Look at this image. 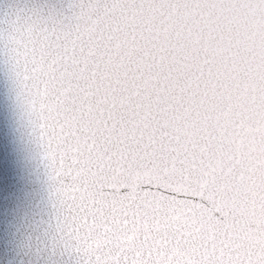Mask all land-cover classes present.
Returning <instances> with one entry per match:
<instances>
[{
  "label": "snow or ice",
  "instance_id": "snow-or-ice-1",
  "mask_svg": "<svg viewBox=\"0 0 264 264\" xmlns=\"http://www.w3.org/2000/svg\"><path fill=\"white\" fill-rule=\"evenodd\" d=\"M0 129L20 264H264V0H0Z\"/></svg>",
  "mask_w": 264,
  "mask_h": 264
},
{
  "label": "water",
  "instance_id": "water-1",
  "mask_svg": "<svg viewBox=\"0 0 264 264\" xmlns=\"http://www.w3.org/2000/svg\"><path fill=\"white\" fill-rule=\"evenodd\" d=\"M6 137L0 129V149L5 152L7 158ZM31 189L21 179L17 190V197L6 208L4 218L0 220V264H20V250L17 246L19 236L17 229L20 227L25 212L33 211L35 197L30 195Z\"/></svg>",
  "mask_w": 264,
  "mask_h": 264
}]
</instances>
